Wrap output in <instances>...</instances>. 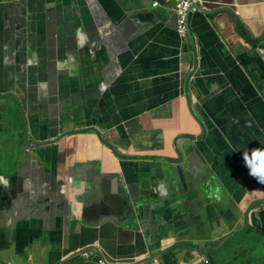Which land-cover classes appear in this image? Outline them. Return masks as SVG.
<instances>
[{
  "label": "water",
  "instance_id": "water-1",
  "mask_svg": "<svg viewBox=\"0 0 264 264\" xmlns=\"http://www.w3.org/2000/svg\"><path fill=\"white\" fill-rule=\"evenodd\" d=\"M107 2L25 0L17 3L23 24L0 31L1 66L11 70V80L25 78V86L32 89L29 105L22 106V114L34 134L62 132L64 125L78 119L75 113L81 104H87L88 110L94 108L95 103L89 101L93 92L98 93L102 104L104 100L114 103L112 93L123 76H119L115 61L123 49L134 47L129 44L132 37L123 34L125 26L110 19ZM175 7L172 14L177 21ZM193 10L214 18L219 30L229 33L227 39L241 45L239 51L248 56L251 66H264V35L251 37L254 43H239L240 36L233 33L225 15L228 13L246 29L235 12L199 0L188 10L189 31L183 36L185 47H192L193 66L185 80V91L177 86L176 93L165 101L167 105L171 101L174 105L180 92L190 102L192 74H201L190 29ZM149 31L141 25L132 42L148 37ZM222 77L214 93L209 83L206 86L204 77L200 84L191 82L198 91L194 98L196 106L190 102L198 132L165 138L161 145L152 148L156 152L144 153L146 144L129 139L130 121L119 123L118 129L122 131L119 139L126 140L128 147H118L101 136L111 150L89 153L95 157H90L84 168L79 169L86 177L84 187H77L73 176L77 168H70L65 171L69 175V182H65L69 192L61 194L57 186L49 200L39 202V207L33 198L41 192L40 197L45 199L44 192L50 189L47 183L59 182L54 173H48L59 174V162L45 160V156L52 159L50 149L39 159L18 152V172L10 177L0 174V247L12 244L28 247L46 239L69 255L61 264L75 261L78 255L99 256L107 262L99 260L100 264H111L117 256L137 258L132 264H146L156 260L150 255L157 244L174 241L178 233L187 234L194 216L201 212L206 217L204 226L209 236L226 238L218 249L201 252L205 258H210L213 264H264V201H251L234 215L230 210L232 197L248 195L254 187V183L231 182L239 170L248 174L242 152L234 150L264 147V85L255 80L250 70L243 75ZM132 81H140L136 73ZM247 81L249 84L243 86ZM18 93L21 94L18 91L17 96ZM160 104L152 100L143 108L149 110L143 116L151 118ZM74 106L77 108L73 109ZM135 118L139 121L137 115ZM28 122L25 120L26 125ZM59 151L65 152L63 148ZM75 159L73 154L71 165ZM36 172L41 174L42 188L31 184ZM183 247L197 252L191 246L176 243L163 256L171 264H180L182 255L177 249ZM78 248L82 251L76 252Z\"/></svg>",
  "mask_w": 264,
  "mask_h": 264
},
{
  "label": "crops",
  "instance_id": "crops-1",
  "mask_svg": "<svg viewBox=\"0 0 264 264\" xmlns=\"http://www.w3.org/2000/svg\"><path fill=\"white\" fill-rule=\"evenodd\" d=\"M21 1L0 0V6H4L6 10L4 16L7 15L8 19L11 20V16L19 15L17 3H21ZM119 1L108 0L106 8L110 19H114L116 23H122L125 26L124 35L131 36L133 40L141 25L148 27L150 31L147 32L148 37L140 41L132 42L131 40L129 44L133 45L134 50L129 49V47L123 49L120 57L116 59L115 64L119 73L121 72L119 76L121 74L123 76L119 79L120 83L116 91L112 90L114 103L109 104L104 100L102 104L98 99L97 104L109 116L115 118L118 124H125L127 120L130 121L129 123L137 124L140 122L146 131H151L152 137H148L145 146L147 149L144 153L156 152V149L152 148L161 145L165 138L172 139L181 133L199 131L190 112V102L192 106L193 104L196 106L194 98L198 93L191 84L192 81L200 84L204 77L206 86L209 83L211 89L214 90L212 93H214L219 81L223 78L222 76L243 75L247 70H250L255 80L264 85V66H251L248 56L242 55L239 51L241 45L232 44L227 39L229 33L221 32L215 24L214 18L193 10L190 12V29L199 54L197 69L201 74L197 75L196 72L192 74L189 84V91L192 95L190 102L184 92L183 94L180 92L181 95L174 100L175 104L172 105L173 101H171V104L167 105L165 101L172 96L173 92L176 93L177 86H181V90L185 89V80L189 76L194 62L192 47L187 45L185 47L183 36L177 31L176 18L172 14V7L179 0H122L121 3ZM206 1L212 7L220 6L232 9L235 16L242 20L246 29L239 22L229 17L228 13H225L233 26V33L240 36L239 43L242 41L254 43L250 39L251 37L261 38L264 35V0ZM156 2L158 5L154 6ZM127 8L129 10H126ZM134 73H136L137 78H140V81H132ZM249 82H245L243 86L248 85ZM142 90L144 91L142 92ZM143 94H149L152 99L150 96L144 98ZM152 100L162 104L156 107L159 108L158 112L151 118L148 116L146 118L143 115H146L149 110H143V108L149 106ZM141 110H143L142 113H140ZM136 115L139 117V121L138 118H135ZM262 117L264 122V114ZM159 137L163 139L160 142ZM149 140L151 141L148 143ZM231 182L233 184L248 182V185L254 183L250 194L231 198L232 208L230 210L232 215L240 213L251 201H264V185L257 183L243 170H239ZM194 217L187 234L178 233L174 241L171 240L168 243L162 241L157 244L156 250L150 255L156 260H151L146 264H171L167 258L165 259L163 252L176 243L186 244L197 250V252H191L188 248H178L177 251L182 255L180 264H203L205 254L201 252L218 249L226 238L222 240L221 236H209L208 230L204 226L206 217L203 213L199 212ZM89 248L91 246L87 249ZM81 251L78 248L76 252ZM68 256L61 248L49 243L46 239L36 241L28 247L24 244H12L8 248L0 247V260L2 261L0 264H43V262L44 264H61ZM84 256L78 255L75 261L64 264H100L99 260L106 262L99 256L89 258ZM133 262H137V258L128 259L126 256H117L111 261V264H132Z\"/></svg>",
  "mask_w": 264,
  "mask_h": 264
},
{
  "label": "flooded vegetation",
  "instance_id": "flooded-vegetation-1",
  "mask_svg": "<svg viewBox=\"0 0 264 264\" xmlns=\"http://www.w3.org/2000/svg\"><path fill=\"white\" fill-rule=\"evenodd\" d=\"M21 2H24V0ZM4 4L6 3L4 2ZM5 11V7L0 6V31L6 30L9 26L16 27L23 24L16 14L11 17L9 16L11 19L9 20L7 15L4 16ZM1 46L0 38V48ZM25 80L22 77L19 80L13 81V78L11 80V70L5 68L3 64L1 66L0 63V174L10 177L18 172V152H20V155L25 154L26 157L27 154H30L29 156L39 159L41 154L46 153L47 149H50L49 154L52 159L45 156V160H48L49 163L54 162V159L57 160L60 171L59 174L58 172L48 173H54V179H59V182L47 183V187H50V189L44 192L45 199L40 197L41 192L37 193L33 201L39 207V202L41 200H49L47 198H50L54 194V189L59 187L58 191L61 194L69 192V189L65 185V182H69V175H65V171H68L70 168H77L76 174L73 175L76 178V185L79 188L84 187L83 182L86 180V177H83L84 173L79 171V169L84 168L82 167L84 166V162L90 157H95L89 156V153L92 154L93 151L96 152L100 149H102V153L111 150L101 140L102 137L109 143L115 142L118 147L127 148L128 144L126 140L121 142L119 139L122 136V131L118 129L117 120L109 116L97 104L99 98L97 97V92H93V96L89 98V101L95 103L94 108L88 110L87 104H81V109L75 113L78 119L73 121V124L71 123L69 126L64 125L62 132L57 135H47L45 132L34 134L30 130L28 119L22 114V106L29 105V90H32L29 86H25ZM18 91L21 92V94L18 93L19 96H17ZM25 91L27 93H24ZM95 97L96 100H94ZM76 108L77 106H74L73 109ZM25 120L28 122L27 125ZM128 132L130 134L129 139L134 140L136 143L146 144L148 137H152L151 131H146L144 125L140 122L137 124L131 123L128 126ZM105 133L108 134L106 135ZM162 140V137H159V142ZM62 148L65 152L57 153ZM53 151L56 153L52 154ZM73 154L76 159L74 164L71 165L70 159ZM62 155H64L63 159L61 158ZM50 168L53 167L51 166ZM40 177L41 174L36 172L35 180L31 182L34 187H41L42 181Z\"/></svg>",
  "mask_w": 264,
  "mask_h": 264
},
{
  "label": "clouds",
  "instance_id": "clouds-1",
  "mask_svg": "<svg viewBox=\"0 0 264 264\" xmlns=\"http://www.w3.org/2000/svg\"><path fill=\"white\" fill-rule=\"evenodd\" d=\"M234 151L242 152L243 166L248 169L249 176L264 185V147L243 150L236 148Z\"/></svg>",
  "mask_w": 264,
  "mask_h": 264
},
{
  "label": "built area",
  "instance_id": "built-area-1",
  "mask_svg": "<svg viewBox=\"0 0 264 264\" xmlns=\"http://www.w3.org/2000/svg\"><path fill=\"white\" fill-rule=\"evenodd\" d=\"M199 0H180L175 7V13L177 15V31L181 36L187 35L189 31L188 26V10L194 4H197ZM157 6V2L154 3ZM104 263V262H102ZM203 264H213L210 258H204Z\"/></svg>",
  "mask_w": 264,
  "mask_h": 264
}]
</instances>
